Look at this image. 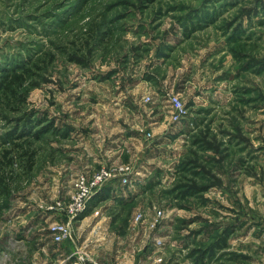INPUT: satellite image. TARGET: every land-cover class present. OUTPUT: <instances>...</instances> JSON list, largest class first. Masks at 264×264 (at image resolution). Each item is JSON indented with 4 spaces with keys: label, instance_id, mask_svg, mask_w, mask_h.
<instances>
[{
    "label": "rangeland",
    "instance_id": "rangeland-1",
    "mask_svg": "<svg viewBox=\"0 0 264 264\" xmlns=\"http://www.w3.org/2000/svg\"><path fill=\"white\" fill-rule=\"evenodd\" d=\"M0 264H264V0H0Z\"/></svg>",
    "mask_w": 264,
    "mask_h": 264
},
{
    "label": "built area",
    "instance_id": "built-area-1",
    "mask_svg": "<svg viewBox=\"0 0 264 264\" xmlns=\"http://www.w3.org/2000/svg\"><path fill=\"white\" fill-rule=\"evenodd\" d=\"M170 102L172 109H170V116L173 121L180 120V117L186 113V107L180 96L173 94L170 96ZM130 170L127 165L117 166L114 164H104L93 172L81 171L76 175L73 184V190L70 194V198L63 205L60 206L67 219L59 220L52 225V233L54 239L62 241L72 236L73 231V219H77V216L82 213L88 206L91 195L104 185L108 181L118 177L122 182H128ZM81 259H85L88 256L87 253L83 254Z\"/></svg>",
    "mask_w": 264,
    "mask_h": 264
}]
</instances>
